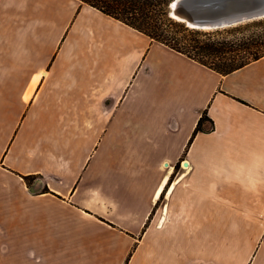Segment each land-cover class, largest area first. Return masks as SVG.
Masks as SVG:
<instances>
[{
  "label": "crops",
  "instance_id": "crops-1",
  "mask_svg": "<svg viewBox=\"0 0 264 264\" xmlns=\"http://www.w3.org/2000/svg\"><path fill=\"white\" fill-rule=\"evenodd\" d=\"M206 110L214 130L189 145ZM142 119L161 157L144 166L142 191L133 181L117 194L118 141ZM186 162L181 182L206 188L183 200L204 210L163 197ZM254 196L264 197V58L223 76L79 0H0V250L23 251L15 264L40 247L62 251L52 264L87 249L89 264H264L246 221L264 217L246 204Z\"/></svg>",
  "mask_w": 264,
  "mask_h": 264
},
{
  "label": "trees",
  "instance_id": "trees-1",
  "mask_svg": "<svg viewBox=\"0 0 264 264\" xmlns=\"http://www.w3.org/2000/svg\"><path fill=\"white\" fill-rule=\"evenodd\" d=\"M148 36L152 42L227 76L264 58V19L213 31L192 29L170 17L174 0H79ZM214 130L207 110L189 141ZM31 188L35 177H23ZM51 191L45 187L43 193Z\"/></svg>",
  "mask_w": 264,
  "mask_h": 264
},
{
  "label": "rangeland",
  "instance_id": "rangeland-1",
  "mask_svg": "<svg viewBox=\"0 0 264 264\" xmlns=\"http://www.w3.org/2000/svg\"><path fill=\"white\" fill-rule=\"evenodd\" d=\"M146 108V107H145ZM150 108V107H148ZM151 111H147L146 112H140V117L142 118L144 115L149 114ZM155 115H159L158 112H155ZM143 121V119H142ZM144 122V121H143ZM151 122L150 121H145L144 123H138L136 122V137H126V138H119V146H120V154H119V171H118V183H117V194H130V192L128 193V189H127V185L131 186L130 183L134 181V187L138 188L140 191H142V181L141 179L146 178L150 175V170H148V168H146V171H148V174L143 176L144 173V169L146 166V164L148 163H155L157 160L160 159L161 154L158 152H152L149 151V149L147 147H149V145L146 143V140H144V133L147 131H150L149 128V124ZM79 124L78 122H76V125ZM146 128H145V127ZM155 128L159 129V122L156 121L155 122ZM158 132V130H157ZM133 138V140H132ZM115 138H113V140L111 139L110 135L108 134L104 139L103 142L98 150V152H103L106 153L107 150H109L113 145H115ZM135 141V143H134ZM70 146L71 148H73L75 146L74 142H73V138L70 140ZM135 148L136 153L134 155H128L126 154V150H131L132 148ZM125 151H124V150ZM134 156V157H133ZM185 160V159H184ZM143 163V164H142ZM143 165L141 168L142 170H140V168L138 166ZM161 166H163V163H161ZM148 167V166H147ZM137 169V170H136ZM141 171V172H140ZM189 172L186 167H184V163H182L180 165V167H178L175 172L174 175L171 178V183L168 186L167 191L165 192L163 197H167L170 188L173 186L174 182L176 180H178L181 177H185L186 173ZM136 173V174H135ZM141 174V176H137ZM141 178V179H140ZM128 180L129 184H126ZM40 182H36V189L41 191L43 190V185L41 186L39 184ZM192 183V182H191ZM190 182H186L183 181L181 182L179 185L176 186L175 190L173 191V193L175 194L171 199V204H172V209L176 210V209H186V208H193V209H206V203H197V202H193V203H186L184 202L185 200L183 199H187V195L193 194L194 193H202L201 188H206L205 186H197V185H192ZM132 187V186H131ZM154 188H157L156 185ZM230 188L232 189L231 192H236V189L238 190V188L236 187H228L227 191L230 190ZM170 197V196H169ZM256 196H254L253 198H251L250 200L247 199L246 204H248V208H250L249 206H254L255 208H264V197H259L257 199H255ZM179 199H181L182 201H180ZM163 200V198H162ZM160 201L159 205L156 206L158 208H161L162 206H164V204L167 203L166 201ZM132 201H130L131 203ZM245 202V201H244ZM256 203V204H255ZM188 204V206H186ZM193 205V206H192ZM229 205V204H228ZM105 207V204H104ZM157 209V208H156ZM116 210V209H113ZM195 219V218H194ZM185 219H183L184 221ZM233 220V219H231ZM247 223L249 224V235L250 237H252V240L256 243L260 241H264V217H253V218H247L246 219ZM78 237V235L76 234H72L70 235L71 240H75ZM121 242V239H120ZM121 246V245H120ZM123 248V247H121ZM119 248L118 251V259H120L121 255H122V249ZM92 250H86L82 252V256H80V252L78 250H71V256H70V264H89L91 257ZM23 251L20 250H13V249H1L0 250V264H15V258H18L20 261L21 257L19 255H21ZM53 257V258H52ZM52 259H55L56 263H62L63 262V258H62V251L61 250H49L46 247L42 248L40 247L37 251H34L33 254V260H32V264H52ZM66 261H68V259H66ZM67 263V262H66ZM69 264V263H68Z\"/></svg>",
  "mask_w": 264,
  "mask_h": 264
},
{
  "label": "water",
  "instance_id": "water-1",
  "mask_svg": "<svg viewBox=\"0 0 264 264\" xmlns=\"http://www.w3.org/2000/svg\"><path fill=\"white\" fill-rule=\"evenodd\" d=\"M169 14L192 29L213 31L264 19V0H174Z\"/></svg>",
  "mask_w": 264,
  "mask_h": 264
},
{
  "label": "bare ground",
  "instance_id": "bare-ground-1",
  "mask_svg": "<svg viewBox=\"0 0 264 264\" xmlns=\"http://www.w3.org/2000/svg\"><path fill=\"white\" fill-rule=\"evenodd\" d=\"M186 169L189 170L190 167L187 166ZM185 176H186V175H185ZM183 178H184V176L181 177V178H179L178 180L175 181V183L173 184V186L170 188L168 195L171 194V193L173 192V190L175 189L176 185H178V183H180V182L182 181ZM168 181H169L168 179H165L164 183L162 184V186H161L160 189L158 190L157 198L160 197V195L165 191V189H166V187H167V185H168ZM163 221H164V220H163Z\"/></svg>",
  "mask_w": 264,
  "mask_h": 264
}]
</instances>
